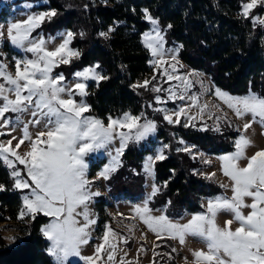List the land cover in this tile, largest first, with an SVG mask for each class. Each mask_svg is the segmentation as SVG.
Wrapping results in <instances>:
<instances>
[{
    "label": "snow or ice",
    "instance_id": "obj_1",
    "mask_svg": "<svg viewBox=\"0 0 264 264\" xmlns=\"http://www.w3.org/2000/svg\"><path fill=\"white\" fill-rule=\"evenodd\" d=\"M258 5L264 7V0H250L244 3V17L247 18L250 15L249 10ZM143 11L145 19L153 25L151 32L144 33V43L151 50V55L159 58L166 51L163 47V30L159 21L148 14L147 9ZM56 14V10L51 9L30 14L23 21L8 24L7 39L23 55L13 57L14 73L8 71V65L0 60V137L11 136V139L0 140V162L11 170L13 189L23 193V207L17 218L23 221L27 216L35 220L37 214L50 218L49 222L41 227V232L50 242L47 252L53 258L54 264H69L70 258H80L87 264H97V261L102 259L100 253L105 249V245L109 248L106 259L112 262L115 259L117 243L110 242L109 236L117 240L123 239L124 243L128 242V237H120L109 225H105L103 243L97 245L94 254L81 256V248L89 243L92 226L97 223L94 213L90 210V204L94 197L100 195L99 191H92L94 181L88 178L89 157L107 154L108 163L97 173V178L110 179L111 175L123 166L121 157L128 144L145 140L155 132L156 123L146 119L144 123H140L143 113L139 116L130 113L116 118L109 116L107 125L96 117L84 115L90 110V105L83 99L78 102L74 96H87L86 84L77 82L75 88L79 92L74 93L70 85L61 84L65 79L62 72L53 75L55 67L61 63L68 64L70 57L79 55L68 47L74 33L61 34L63 42L52 51L47 50V44L52 42L51 38L46 41L42 35H33L46 19L50 21ZM253 23L264 26V18L253 17ZM168 27L171 28V25ZM3 29L4 25L0 24V44L4 42ZM100 35L107 38L108 33ZM177 55L178 49H173L174 60ZM0 56L3 54L0 53ZM158 62L159 59L153 61ZM96 67L99 66L77 71L74 76L83 77L85 81L89 78L96 81L104 79V76L95 71ZM175 67L173 64V70ZM164 74L168 80L182 79L180 76L169 74L167 69ZM190 75L194 73L186 74L182 79L185 93L193 84L189 79ZM148 83L149 81L145 80L140 86H147ZM152 90L161 91L158 87ZM166 91H169L171 98L185 99V94L177 95L172 89ZM214 95L219 97L238 119L250 117L243 123L242 129L240 125L234 126L239 133L234 141L235 151L218 157L222 161L223 174L233 181V195L210 198L205 212L193 214L187 223H180L167 215V207L171 201L163 208L153 209L149 206L160 192V186L153 183L152 191L146 195L142 204L134 206V212L150 231L157 234L158 239L161 234H166L184 244L186 236L190 235L204 242L207 251H193L195 259L192 264H264V148L250 157L246 155V150L254 143L247 135L248 130L253 124L264 128V96L251 89L245 95H232L219 88L214 90ZM160 99L159 96L156 97L157 101ZM189 99L194 104L198 101L196 95L190 96ZM203 107L206 108L207 105ZM184 113L185 109L181 107L173 114L179 117ZM25 114L31 116L27 122L23 119ZM164 118L169 123H179V119L173 121L172 115L167 113ZM216 119L219 123L221 117ZM224 119L227 120L226 115ZM228 123L231 125V121ZM20 125H23V135L18 138L12 135V132ZM29 125L40 129L35 137L29 131ZM125 128L128 129L127 132L120 130ZM215 130L220 131L219 127ZM117 139L119 147H115ZM13 140L17 141L15 147L12 146ZM25 141H28L27 145ZM178 142L184 144L182 139ZM21 145L28 148L22 155L17 152ZM169 147L170 145L165 144L157 150L155 156L146 157L143 164L145 176L154 180L155 161L164 160V150ZM176 150L191 151L187 146ZM241 161H246V164L241 166ZM17 162L23 168H18ZM211 175L215 176V173ZM221 187L227 188V185ZM3 190L4 185L0 184V191ZM245 198H251L252 202L246 203ZM245 208L250 209L247 214L243 212ZM154 211L160 215H153ZM221 211L233 215L232 219L225 222V227L216 223V217ZM233 221L239 222V226L234 230L230 228ZM185 262L187 264V257ZM119 264L125 262L121 260Z\"/></svg>",
    "mask_w": 264,
    "mask_h": 264
},
{
    "label": "trees",
    "instance_id": "obj_2",
    "mask_svg": "<svg viewBox=\"0 0 264 264\" xmlns=\"http://www.w3.org/2000/svg\"><path fill=\"white\" fill-rule=\"evenodd\" d=\"M44 1L57 14L50 21L46 19L38 32L46 36H56L62 30L74 33L73 46L80 56L69 66V72L98 65L105 77L88 86L86 101L91 116L107 121L109 116L143 113V99L136 85L152 73V56L142 42L143 34L150 29L144 9L166 30L170 44L180 48L181 60L209 76L217 88L232 95H245L251 89L264 96V27L244 17V0ZM11 16L10 11L2 9L0 22L5 23ZM101 33H108L107 38ZM157 124V141L151 140L145 147L132 145L123 154V166L106 182L108 194L97 199L99 214L108 208L110 200L137 202L145 196L143 164L158 143L170 147L167 157L155 162V184L160 192L150 207L163 208L171 201L167 215L181 219L205 212L204 202L222 194L216 179L200 175L202 168L189 151L176 149L182 148L178 142L182 139L187 146L209 156L233 152L239 135L234 126L238 123L225 122L220 131ZM104 164L105 159L94 164L91 177ZM10 171L0 162V184L4 185L0 191V226L2 231L14 228L19 234L12 244L0 242V264H54L47 252L50 242L41 232L50 218H17L23 207V193L13 189ZM103 221L99 218V223ZM167 241L172 252L173 243Z\"/></svg>",
    "mask_w": 264,
    "mask_h": 264
},
{
    "label": "rangeland",
    "instance_id": "obj_3",
    "mask_svg": "<svg viewBox=\"0 0 264 264\" xmlns=\"http://www.w3.org/2000/svg\"><path fill=\"white\" fill-rule=\"evenodd\" d=\"M250 0H244V3H248ZM243 3V4H244ZM48 6V2L41 0L38 2H33L32 0H0V11L8 10L12 14L11 19H8L5 23L0 22V24L4 25V42L0 44V53L3 54V56H0V60H2L4 63L8 65V71L14 73L15 67H14V60L13 57L20 56L18 53L23 55V53L19 50L14 48L10 42L7 39V28L8 24L10 22H19L27 19L28 15L42 12V11H49V9L46 7ZM43 8V9H42ZM21 10V11H20ZM250 11L249 18L252 19L253 17H261L264 18V7L258 5L256 8H253ZM243 12V11H242ZM5 16V15H3ZM7 17V16H5ZM256 25H260L259 23H256ZM42 26V25H41ZM41 26L36 29V31L33 33L34 36L36 35H42L44 39L47 41L51 38L50 43L47 44V50L52 51L55 50V48L63 42V38L61 34L71 32L70 30H62L60 31L56 36H46L43 32H38V30L41 28ZM150 29L147 32H151L153 25L149 22ZM160 26V24H159ZM261 26V25H260ZM264 27V26H262ZM160 28L163 30L164 33V39L165 43L163 45L165 51V54L161 57H153L151 60V67H152V73L145 79L149 81L147 86L141 87L140 85L144 84V81L139 82L136 86L138 88V92L140 97L143 99V114L144 116L141 118L140 123H144L146 120H151L156 123V130L153 134L148 136L145 140L140 141L139 143H133L130 142L128 144V147L125 149L124 153L132 147V145L138 146V147H145L149 144L151 140H158V124L163 122V124L171 125V126H178L181 125L185 127L184 125L187 124L188 126L185 128H193V129H199V130H206V129H214L216 127H219L228 121H231V123L235 122L236 124L241 126L243 123H245L247 120L250 119V117H245L244 120L238 119L234 112L227 107V105L216 95H214V90L217 89L215 84L212 82L211 78L204 73L195 71L191 67H189L186 63H184L180 58V48L176 45L170 44V42L167 39V32L164 30L161 26ZM146 33V32H145ZM142 42L144 46L146 47L144 43V34L142 36ZM5 46L10 48L9 50L5 49ZM70 49H73L78 52V56L74 55L70 57V62L68 64H59L57 67L53 69V75H56L58 73L64 74V81H61V84H68L72 87L74 93H78L79 90L75 88V84L77 82H82L86 84L85 91L88 93V86L91 82H100L93 80L89 78L88 80H84L83 77H75L74 73L69 72L68 68L73 63L75 59H77L80 56V52L73 46V38L68 45ZM146 49L150 52L151 50L146 47ZM178 49V55L176 56V59L174 60L172 58V50ZM16 53H14V52ZM31 55V54H29ZM159 59L158 63H153V61H156ZM175 64V70H173L172 65ZM93 67H88L85 69H91ZM80 70V71H84ZM167 69L169 74L180 76L182 79L186 74H192L190 75L189 79L193 82L192 87H190L187 92L185 93V88L181 80H168L167 76L164 74L165 70ZM95 71L100 73L98 70V67L95 68ZM198 74V75H195ZM91 76V73L89 74ZM102 75V74H101ZM155 77V79H153ZM201 81L203 82L201 84ZM2 82V80H0ZM154 87H158L161 89V91L156 92L152 89ZM167 89H172L176 92L177 95L185 94V99H175L171 98L169 91H166ZM223 91V90H222ZM88 95V94H87ZM196 95L198 97L197 103H193L191 99H189L190 96ZM159 96L161 99L159 101L156 100V97ZM86 97L81 98L78 95H75L74 98L79 102L81 99L84 100L86 104ZM67 98V97H65ZM207 105L206 108L203 106ZM184 107L185 113L181 114L179 117L174 115L173 113L177 111L179 108ZM89 112V111H88ZM88 112L84 113V115L88 116ZM172 115L173 121H176L179 119V123H169L165 118V114ZM11 115V114H7ZM227 116V120L224 119V116ZM91 116V115H90ZM94 117V116H93ZM189 117H192L193 119H189ZM217 117H221L219 123L217 122ZM24 121L27 122L29 119H31V116L29 114H25L23 117ZM101 120V119H100ZM104 121V120H102ZM105 125H107L108 120L104 121ZM23 125H20L16 128L14 132H12V135L17 136L18 138L23 135L22 133ZM40 129L38 127L29 125V131L33 134V137H35V134ZM121 131L127 132L128 129H120ZM7 131V130H6ZM135 131V130H133ZM247 135L251 137L253 140V146L249 147L246 150V155L251 156L256 151L264 148V128H262L259 124H253L252 128L248 130ZM11 139V136H5L0 137V140H6ZM17 141L13 140L12 146L15 147ZM28 144V141H25V145ZM25 145H21L20 149H17V152L21 155L28 150V148ZM163 146L162 143H158L156 146H154V150L152 154L147 155L148 156H155L157 153V150ZM187 146L186 144H181V147ZM115 147H119V140L117 139L115 142ZM191 149L190 155L192 158H195L199 165L201 166L200 175H204L206 177H210L209 179L213 178V180L216 179L219 186L221 185H227V188H223V192L220 195H225L227 197H231L233 195L232 192V185L233 181L226 177L223 174L222 171V161L218 159V157L223 155H215V156H209L205 153H202L200 151L194 150L192 147L187 146ZM168 149L164 150V155L166 156V153L168 152ZM228 154V153H227ZM123 156V155H122ZM14 159V158H13ZM102 159H105V164L108 163L109 157L106 153L93 155L89 157V169H88V178L90 180H93L94 183L92 185V191H99L100 195L93 198V201L90 204V210L92 213H94V218L96 219L97 223L92 226L91 230V239L89 240V243L82 246L81 248V256H92L95 252V249L98 244L103 243L102 237L106 231L105 225H109L114 232L118 233L120 237H128V242L124 243L123 239L117 240L113 236H109L110 242H116L117 243V249L115 252V259L112 262H108L106 257L107 253L109 251L108 245H105V249L100 253L102 259L97 261V264H119L121 260L125 262V264H186L185 257H187V264H192L193 260L195 259L192 255V252L195 250H205L207 251L206 244L199 240V238L192 237V236H186V242L184 244H181L178 239H171L166 234H161V237L158 239L157 234L153 233L147 228V225L143 223L142 220H140L136 213L134 212V206L142 204L143 200L145 199L146 195L152 191V184L155 183L154 180L151 177L146 176V194L145 196L140 199L137 202H125V201H111L109 202L108 208L103 212L98 213V201L97 199L101 197L102 195H107V186L106 182L107 180L103 178H97V173L101 171V169L104 167L102 165V168L96 171L93 177H91V172L94 169V164H98ZM122 159V157H121ZM146 159V158H145ZM157 161V160H156ZM155 161V162H156ZM241 166H244L246 164V161H241ZM18 168H23L22 165H19L17 162ZM215 173V176H212L211 174ZM28 190H23V192H27ZM218 195V196H220ZM209 200V199H208ZM206 200L204 202V209L206 211L207 208V202ZM246 203H251V198H245ZM250 211V209L245 208L243 209V212L247 214ZM123 214V215H121ZM153 215H160L159 212H153ZM193 215V214H192ZM192 215H187L183 219H173L174 221L179 220L180 223H187L191 218ZM37 216H43L42 214H37ZM135 217V218H134ZM99 218H103L102 223H99ZM233 215L231 213L221 211L218 213L216 217V223L220 227L226 226V221L229 219H232ZM27 221H31L30 218L25 216ZM23 219V220H24ZM172 219V218H171ZM0 226V230L1 227ZM13 226V225H11ZM239 226V222L233 221L230 228L234 230L236 227ZM1 237L0 242H4L7 244H12L15 241L16 236L19 234L18 231L14 228H9L7 230H1L0 231ZM167 239L171 240L173 243L172 246V252L168 248L170 245L167 241ZM166 240V241H165ZM173 248L175 251H173ZM71 263H81V264H87L86 261L80 259V258H70L69 264Z\"/></svg>",
    "mask_w": 264,
    "mask_h": 264
}]
</instances>
